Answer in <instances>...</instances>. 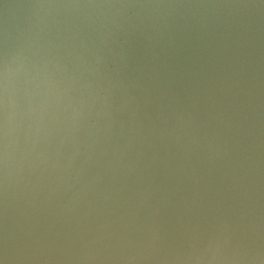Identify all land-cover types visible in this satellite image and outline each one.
<instances>
[{"label": "water", "instance_id": "95a60500", "mask_svg": "<svg viewBox=\"0 0 264 264\" xmlns=\"http://www.w3.org/2000/svg\"><path fill=\"white\" fill-rule=\"evenodd\" d=\"M0 264H264V0H0Z\"/></svg>", "mask_w": 264, "mask_h": 264}]
</instances>
